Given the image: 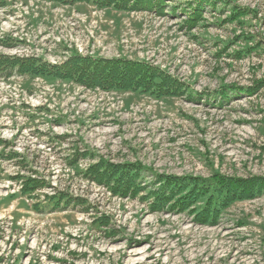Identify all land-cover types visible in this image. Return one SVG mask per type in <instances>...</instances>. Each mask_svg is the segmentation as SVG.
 <instances>
[{"label": "rangeland", "instance_id": "obj_1", "mask_svg": "<svg viewBox=\"0 0 264 264\" xmlns=\"http://www.w3.org/2000/svg\"><path fill=\"white\" fill-rule=\"evenodd\" d=\"M186 1L173 0L169 6L179 10L162 16L45 0L0 6V55L50 64L74 53L127 58L186 86L182 96L155 98L0 76V264H264V195L235 202L216 226L199 225L186 214L111 197L66 163L88 146L158 173L264 177V83L253 96L213 101L225 85L255 87L264 79V0H227L251 11L241 24H222L229 12L207 7L193 30L180 12ZM241 32L252 40L237 39ZM89 163L80 161V170ZM30 174L89 197L112 217L114 234L92 230L79 207L47 206L51 189L23 195L15 177Z\"/></svg>", "mask_w": 264, "mask_h": 264}, {"label": "trees", "instance_id": "obj_2", "mask_svg": "<svg viewBox=\"0 0 264 264\" xmlns=\"http://www.w3.org/2000/svg\"><path fill=\"white\" fill-rule=\"evenodd\" d=\"M47 2L75 5L91 3L99 8H113L118 11H148L162 16L169 12L174 15L179 6H169L173 0H45ZM6 0H0L2 6ZM221 5V7H218ZM225 11L229 15L222 24H241V18L250 15L251 11L232 5L227 0H187L184 12V27L193 30L204 21L206 8ZM219 8V9H218ZM167 10L169 12L165 13ZM241 32L238 38L252 40L253 35ZM247 49L243 52H250ZM16 72L20 75H32L57 80L75 82L88 89H99L107 92L147 93L155 98L179 97L184 95L185 84L160 67L144 61L127 58H101L74 53L63 62L50 64L38 57H10L0 55V76L11 77ZM264 79L255 87L225 85L215 94L213 101L222 106L234 96H253L262 87ZM59 139L63 137L58 136ZM66 163L73 173L82 180L101 187L111 197L120 199H138L147 203L152 212L169 214H186L191 221L199 225L216 226L224 212L235 202L253 199L264 195V177H231L214 171L210 176L175 175L154 172L138 162H115L99 155L90 147L74 149V154ZM90 163L82 171L79 162ZM15 180L20 182L23 195L31 196L46 189L51 194H44L47 206L57 210L80 208L90 220V228L104 235L114 234L112 217L101 212L98 205L83 194L74 193L67 185H53L45 178L34 174L19 175ZM107 236V235H106ZM107 236V237H108Z\"/></svg>", "mask_w": 264, "mask_h": 264}]
</instances>
